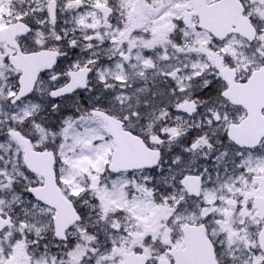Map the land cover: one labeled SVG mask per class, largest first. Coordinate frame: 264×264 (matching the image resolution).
<instances>
[{"label": "snow or ice", "instance_id": "1", "mask_svg": "<svg viewBox=\"0 0 264 264\" xmlns=\"http://www.w3.org/2000/svg\"><path fill=\"white\" fill-rule=\"evenodd\" d=\"M0 264H264V0H0Z\"/></svg>", "mask_w": 264, "mask_h": 264}]
</instances>
